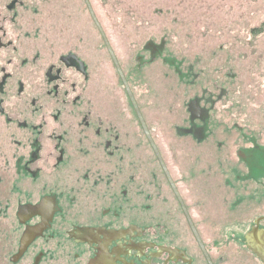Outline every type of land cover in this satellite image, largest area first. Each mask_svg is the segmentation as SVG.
Listing matches in <instances>:
<instances>
[{"label":"flooded vegetation","instance_id":"obj_1","mask_svg":"<svg viewBox=\"0 0 264 264\" xmlns=\"http://www.w3.org/2000/svg\"><path fill=\"white\" fill-rule=\"evenodd\" d=\"M88 1L140 113L87 0H0V264H264L238 67H156Z\"/></svg>","mask_w":264,"mask_h":264},{"label":"rangeland","instance_id":"obj_2","mask_svg":"<svg viewBox=\"0 0 264 264\" xmlns=\"http://www.w3.org/2000/svg\"><path fill=\"white\" fill-rule=\"evenodd\" d=\"M108 1H100L107 31L126 53L150 41L161 45L156 67L161 54L183 64L238 67V122L264 131V0ZM93 40L95 53L105 54L96 30Z\"/></svg>","mask_w":264,"mask_h":264},{"label":"water","instance_id":"obj_3","mask_svg":"<svg viewBox=\"0 0 264 264\" xmlns=\"http://www.w3.org/2000/svg\"><path fill=\"white\" fill-rule=\"evenodd\" d=\"M87 3H88L89 11H90V13H91V15H92V17H93V19L95 21V25L97 26V28H98V30H99V32H100V34H101V36H102V38H103V40L105 42V45H106V47H107V49H108V51L110 53L111 59H112L113 63L117 66L116 68H117V70H118V72H119V74H120V76H121V78H122V80H123V82L125 84V87H126V89L128 91V94H129V97L131 98L132 103L135 106V109L137 110V112H139V109L136 106V103H135V101L133 99V95H132V93H131V91L129 89V86H128L127 82H126L125 76H124V74H123V72H122V70H121V68L119 66V62H118V60L116 58V55H115V53H114V51H113V49H112V47H111V45L109 43V40H108V38H107V36L105 34V31L103 30L101 24L98 22V20L96 18V15L94 13V10L91 7V4H89V1L88 0H87Z\"/></svg>","mask_w":264,"mask_h":264},{"label":"trees","instance_id":"obj_4","mask_svg":"<svg viewBox=\"0 0 264 264\" xmlns=\"http://www.w3.org/2000/svg\"><path fill=\"white\" fill-rule=\"evenodd\" d=\"M163 59L165 62L167 63H175V64H178V63H182V61H178L175 57L171 56V55H168V56H163Z\"/></svg>","mask_w":264,"mask_h":264}]
</instances>
